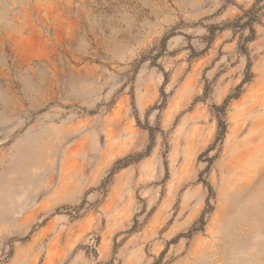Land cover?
Here are the masks:
<instances>
[{"label":"rangeland","instance_id":"obj_1","mask_svg":"<svg viewBox=\"0 0 264 264\" xmlns=\"http://www.w3.org/2000/svg\"><path fill=\"white\" fill-rule=\"evenodd\" d=\"M0 264H264V0H0Z\"/></svg>","mask_w":264,"mask_h":264},{"label":"trees","instance_id":"obj_2","mask_svg":"<svg viewBox=\"0 0 264 264\" xmlns=\"http://www.w3.org/2000/svg\"><path fill=\"white\" fill-rule=\"evenodd\" d=\"M257 16L256 15H252V16H250V18H256ZM251 20H253V19H251ZM251 22V21H250ZM254 37H251L250 39H253ZM230 98H232V96L230 97ZM228 102H227V100L224 102V105H222V106H216V105H214V107H216V108H219L220 110H225V107H226V104H227ZM224 123V122H223Z\"/></svg>","mask_w":264,"mask_h":264}]
</instances>
